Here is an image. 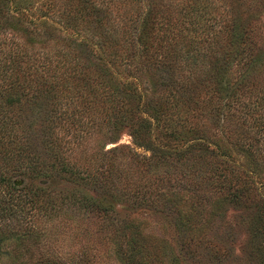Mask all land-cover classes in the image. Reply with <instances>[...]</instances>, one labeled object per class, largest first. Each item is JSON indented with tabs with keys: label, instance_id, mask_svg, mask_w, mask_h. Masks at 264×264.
<instances>
[{
	"label": "trees",
	"instance_id": "1",
	"mask_svg": "<svg viewBox=\"0 0 264 264\" xmlns=\"http://www.w3.org/2000/svg\"><path fill=\"white\" fill-rule=\"evenodd\" d=\"M263 34L264 0H0V251L4 240L13 238L14 249L24 238L10 230L14 225L26 228L27 236L45 237L62 233L72 219L58 215L65 194L29 181L17 186L10 167L26 178L64 173L96 186L105 184V171L111 186L132 184L135 193L147 184L114 162L120 146L99 152L94 141L113 139L125 125L140 144L135 139L152 125L166 146L180 136L196 148H226L223 140L236 144L241 160L233 164L222 157L217 172L206 176L245 211L248 240L238 264H264V173L257 159L264 149L257 146L264 143ZM144 71L158 75L151 82ZM60 130L72 135V157L77 153L84 164L63 154ZM165 150L178 157L183 173L203 175L191 150ZM92 162L103 170L94 175L85 168ZM79 196L69 203L111 209L103 196ZM192 213L201 229L200 210ZM180 217L186 232L180 248L194 255L185 244L195 235L190 218ZM45 221L51 222L47 232ZM128 237L132 249L134 236ZM206 240L209 251L194 256V264L228 258L223 242ZM117 253L124 264H145L137 247L130 251L120 241ZM48 254L29 264L93 261L83 247L70 251L67 262Z\"/></svg>",
	"mask_w": 264,
	"mask_h": 264
},
{
	"label": "rangeland",
	"instance_id": "2",
	"mask_svg": "<svg viewBox=\"0 0 264 264\" xmlns=\"http://www.w3.org/2000/svg\"><path fill=\"white\" fill-rule=\"evenodd\" d=\"M260 49L264 50V40L260 41ZM157 75L158 72L154 75L149 71L143 72V76L151 82ZM155 134L151 125L135 139L141 142L137 144L133 141L129 128L124 125L115 132L113 139L98 141L96 137L94 141L99 142L97 145L99 152H102L104 148L120 146L113 154L114 162L118 166L126 168L132 179L137 177L139 180L140 178L139 182L149 185V190L146 189L147 185H144L143 189L136 190L134 193L132 184L123 187L114 181L111 186L108 179H104L105 171L102 173V180L105 181V184L96 186L91 182L75 180L64 173L48 178L43 175L26 178L19 174L17 169L10 167L8 175L12 183L17 186L29 181L35 185L51 187L56 195L65 194L67 199L58 203L60 206L58 215L69 213V217L72 214V219H70L69 226L61 231L62 233L47 232L46 229L50 227L51 222L45 221L42 227L49 234L45 237L43 232L38 231L39 235L37 236H35L36 234L27 236L26 228H22V225H14L10 230L22 232L24 238L18 242V245H15L14 249H12L13 238L10 237L8 241H3L0 264H29L36 259H46L43 255L45 252L49 253L48 258L57 257L67 262L70 251H77L82 247L86 251L87 258L93 260L92 264H124V259L118 258L121 254L117 253L120 241L122 246H127L130 251H134L136 247L139 248L145 264H194V256L195 258L199 255L204 257L203 255L209 251L206 238L218 239L223 242L229 254L228 258L217 264H238L243 260L245 254L243 246L248 240L247 224L244 220L245 211L241 209V204H236L229 199V195L223 187L215 186L210 181L211 177L206 176V173L210 174L212 170L217 172L221 164L224 163L223 158L230 163L241 160L242 155L236 151V144L232 145L223 140L226 148L215 149L210 144L208 146L199 145L200 148H196L195 145L188 146L187 144L191 143L190 140L184 141L180 136L178 141L171 143L170 146L167 145V147ZM56 137H61L59 144L63 149V154L67 155L70 160L74 159L81 165L84 164L83 157H79L77 153L76 157H72V154L75 155V149H72L75 146L70 141L71 134L60 130ZM90 140L92 139L90 138ZM262 144L259 141L257 146L264 147ZM166 148L171 151L174 149L191 150V153L196 154L191 160L202 164V168L205 169L203 175H196L197 171L191 169L183 173L182 166L177 160L178 157L170 154L165 150ZM219 152L224 153L220 155ZM259 152L261 153L257 158L260 161L259 168L264 173V149ZM137 159H140V162L136 161ZM89 167L94 175H96V168L103 170L102 167H95V163H90V166L86 165L85 168ZM107 184L111 186L108 191L105 189ZM142 192L143 194H141ZM80 194L91 198L103 196L107 199L106 202L111 204V209L105 213L102 210L94 209L90 204L82 207L77 203L73 205L69 203L71 196L81 200ZM76 204L77 207L74 206ZM195 210L201 212V229H196L198 222L194 223L192 220H196V214L192 213ZM108 214H112L113 219H110ZM183 214L189 216L191 230L195 232V235L188 238L185 243L194 255L186 256L182 253V247L180 248L181 234H186L181 230L182 227L179 223L180 218L182 220L180 215ZM204 218L208 220L204 222ZM40 219L43 220V217L38 218V220ZM38 220L36 223H40ZM115 221L120 223V226H127V228L120 230V226H118L113 229L111 222ZM183 228L185 227L183 226ZM122 232L134 236L132 249L129 247L131 242H125L129 235L123 236ZM199 232L201 233L199 234ZM40 247L42 254L39 251ZM133 257L138 258V255Z\"/></svg>",
	"mask_w": 264,
	"mask_h": 264
}]
</instances>
